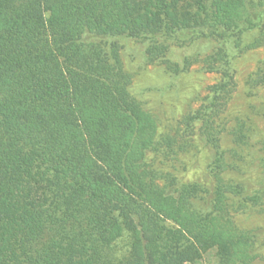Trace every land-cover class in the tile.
Masks as SVG:
<instances>
[{
  "label": "trees",
  "instance_id": "1",
  "mask_svg": "<svg viewBox=\"0 0 264 264\" xmlns=\"http://www.w3.org/2000/svg\"><path fill=\"white\" fill-rule=\"evenodd\" d=\"M263 20L264 0H0V264H186L211 250L217 264H252L256 236L229 218L244 191L223 179L211 112L192 117L215 149L203 179L161 173L154 156L169 151L118 41L160 57L217 38L228 81L230 46Z\"/></svg>",
  "mask_w": 264,
  "mask_h": 264
},
{
  "label": "rangeland",
  "instance_id": "2",
  "mask_svg": "<svg viewBox=\"0 0 264 264\" xmlns=\"http://www.w3.org/2000/svg\"><path fill=\"white\" fill-rule=\"evenodd\" d=\"M118 44L124 70L132 78L130 91L154 116L157 137L168 148L165 151L169 152L154 156L161 173L183 183L203 179L215 149L202 144L205 125L192 117L211 112V135L226 158L223 179L244 191L241 197L229 195V218L239 229L256 236L252 264H264V193H259L264 181V20L230 46L228 81L217 55L223 44L217 38L188 40L183 45L172 42L160 57L148 55L147 46L133 39H121ZM186 59L189 68L180 74L164 62L183 63ZM225 82L228 87L212 103L216 88ZM255 196L260 200L250 201ZM117 249L120 257L126 255L128 240L120 241ZM216 253L211 250L197 263L186 264H217Z\"/></svg>",
  "mask_w": 264,
  "mask_h": 264
}]
</instances>
